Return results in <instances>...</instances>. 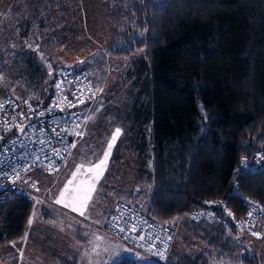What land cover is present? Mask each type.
Segmentation results:
<instances>
[{"label": "trees", "instance_id": "16d2710c", "mask_svg": "<svg viewBox=\"0 0 264 264\" xmlns=\"http://www.w3.org/2000/svg\"><path fill=\"white\" fill-rule=\"evenodd\" d=\"M23 1L14 0L13 11L19 12ZM63 2L54 0L65 14ZM128 4L133 26L116 34L109 51L111 59L125 65L118 85L105 94L93 128L100 131L110 119L121 129L105 177L120 179L121 172L123 184L136 186L149 172L145 215L174 231L168 264H207L212 248L221 254L236 251L241 246L235 237L243 240L245 234L228 228L223 214L211 221H195L188 214L205 201L221 199L236 217L244 215L240 199L229 194L234 180L244 196L264 204V167L239 165L241 157L264 149V0ZM30 25L28 20L21 25L22 36ZM60 67L78 68H51L32 55L25 58L21 77L38 95L29 101L51 91L52 75ZM45 204L37 211L43 218ZM37 206L16 191L7 194L0 204V246L25 234ZM76 261L77 253L68 251L59 264ZM262 263L260 254L244 251L242 264ZM116 264L138 263L123 256Z\"/></svg>", "mask_w": 264, "mask_h": 264}, {"label": "rangeland", "instance_id": "374dc122", "mask_svg": "<svg viewBox=\"0 0 264 264\" xmlns=\"http://www.w3.org/2000/svg\"><path fill=\"white\" fill-rule=\"evenodd\" d=\"M63 1L65 14L59 12L54 0H24L19 12L13 11L14 0H0V99L6 93L20 99H37V91L26 85L20 73L28 55H32L39 63L46 62L51 68L70 64L85 69L96 91L94 100L85 110L81 134L58 170L48 175H34L38 182L37 191L45 195L49 203L42 210L46 218L35 212L29 230L31 238L25 250L27 252L32 246L42 249L54 246L56 254H60L64 250L62 244L68 241L71 249H81L77 264H113L114 259L117 261L123 256L135 259L138 264H145L148 262L146 258L138 257L132 248L96 227L109 213H106L109 208L120 201L145 213L151 195L149 172L145 183H137L134 187L132 182H121L127 181L124 173L120 172L118 176L121 180L105 177L115 143L103 174L95 182V190L83 209L84 214L80 215L77 212L79 209L72 210L71 207L55 203L65 186H72L69 181L90 179L92 174L86 170L104 158L107 146L119 128L109 119L100 131L93 130L105 104V94L118 85V74L125 65L124 60L110 58V48L115 43L116 34L133 26L128 0L123 3L120 0ZM27 20L31 21V25L27 35L22 36L19 28ZM114 174L116 172L112 176ZM137 191L141 193L135 195ZM72 221L80 224L81 231H75L76 228L70 225ZM66 230L72 231V235L66 236ZM42 236L49 237L42 239ZM59 236H66L67 241L61 242ZM235 241L241 246L236 251L221 254L219 249L212 248L207 256V264H242L245 250L261 254L262 245L257 240L249 236L242 240L236 236ZM242 243L245 244L242 246ZM200 249L199 245L194 251ZM40 259L44 258L40 256ZM13 262L20 264L21 260L15 258Z\"/></svg>", "mask_w": 264, "mask_h": 264}, {"label": "built area", "instance_id": "2783aa9c", "mask_svg": "<svg viewBox=\"0 0 264 264\" xmlns=\"http://www.w3.org/2000/svg\"><path fill=\"white\" fill-rule=\"evenodd\" d=\"M51 81V91L38 102L16 98L8 93L0 99V158L6 161L0 163V173H7L0 175V204L6 200L10 191H16L31 200L33 207L39 203H49L45 195L37 191L38 182L34 175L56 172L81 134L85 110L96 95L89 73L84 69L60 67L52 75ZM57 84L61 88H56ZM40 112L44 115L40 116ZM72 114L76 115L69 119ZM20 127H24L28 135L21 134ZM54 150L59 151V156ZM9 163L16 167L21 177L14 183ZM239 165L244 169L263 168L264 149L256 150L249 157H241ZM238 183L237 180L233 181L229 194L240 199L245 207L244 215L236 217L226 207L224 200L217 199L205 201L188 216L195 221H211L223 214L228 218L225 221L228 228L246 234L264 245V204L244 196ZM121 213L127 220L126 230L121 232L119 228L110 229L109 221ZM124 223L122 220L121 227ZM97 227L149 262L168 264L174 231L127 203H116L105 216L103 224Z\"/></svg>", "mask_w": 264, "mask_h": 264}, {"label": "snow or ice", "instance_id": "6c2138e0", "mask_svg": "<svg viewBox=\"0 0 264 264\" xmlns=\"http://www.w3.org/2000/svg\"><path fill=\"white\" fill-rule=\"evenodd\" d=\"M56 88H61L60 84L56 85ZM81 103H83V100L80 101ZM49 111H51V109H49ZM61 111H63L61 109ZM40 116H43L44 113L40 112L39 114ZM76 114H72L69 119H72L73 117H75ZM29 127L34 128V125H30ZM19 131L21 134L23 135H28V133L25 132V128L24 127H20ZM121 129L117 128L115 130V135L112 136V141L108 144V151L104 153V158L101 159L99 161V163H97L96 165H94L92 168H88L86 171L91 175L90 179L87 180H83V181H79L77 182L76 180H71L69 181V185H72L71 187L69 186H65L64 190L60 192L59 199L55 200V203L60 205L62 204L64 207H71L72 210L74 209H79L80 215L84 214L83 209L87 206L89 199L91 198L92 193L95 190V182L99 180L100 176L103 174V170L106 166L107 160L109 158V155L111 154V150L113 148V145L115 143V141L117 140V137L120 135ZM77 135H79V133H77ZM0 139H2V137H0ZM15 143V142H14ZM74 146V145H73ZM56 152V155L59 156V151L58 150H54ZM6 161H4L2 158H0V163H4ZM9 170L10 172L13 174L14 179L12 180V182L14 183L15 180H19L21 179L19 171H17L16 167L12 164L9 163ZM25 171H27V168H25ZM77 172H79V169H77ZM0 175H7V173H0ZM75 173H74V177H75ZM229 215H231V213H229ZM249 215L251 216L252 213L250 212ZM124 220V226L121 227V221ZM32 221L29 220V224H31ZM110 229H115V228H119V230L121 232L125 231L127 228V220H125L124 215L121 213L120 215H117L115 217H113L108 224ZM253 235H259L258 233H253ZM117 256H119V253H117ZM113 264H116V260H113Z\"/></svg>", "mask_w": 264, "mask_h": 264}, {"label": "crops", "instance_id": "0c3cea01", "mask_svg": "<svg viewBox=\"0 0 264 264\" xmlns=\"http://www.w3.org/2000/svg\"><path fill=\"white\" fill-rule=\"evenodd\" d=\"M42 204H44V203L38 204L39 206H37V208L35 209L32 217L30 219L31 221H32V218H34L33 216H34L35 212L38 211V208ZM104 218L101 221L100 225L103 224ZM30 225L31 224H29V227L26 229L25 234H23L20 238H18L17 240L11 241L6 245L0 246V264H14L13 261L15 258H17V260H21L20 264H59V259L61 257H63L64 255H66L68 253V251H73V252L77 253V259H78V257L80 258L79 255L81 253V249H79V247L77 250L71 249L69 244H68L67 239L65 238L66 236L72 235V233H71L72 231H70V230H66L67 232L65 233V235H66L65 237L64 236L58 237V240H60L61 242H64L65 240L67 241V242H64V244H62V247L64 248V250L60 254H56V252L54 251L56 248L54 246H52V248L49 247V249L48 248L42 249L41 247L36 248V247L32 246L26 252V250H25L26 244H27V242H29V240L31 238V236L29 235ZM70 225L76 228L75 231L76 230L81 231V226L78 222L72 221L70 223ZM244 236L247 237L248 235L245 234ZM48 237L49 236H42L41 238L44 239V238H48ZM32 238H34V236H32ZM260 245H262V247H261L262 250H261L260 256L263 258L262 264H264V245L262 243H260ZM80 248H82V244L80 245ZM40 256L43 257L44 259H40ZM10 259H11V262H8V261H10ZM16 264H18V263H16ZM76 264H77V261H76Z\"/></svg>", "mask_w": 264, "mask_h": 264}, {"label": "water", "instance_id": "95a60500", "mask_svg": "<svg viewBox=\"0 0 264 264\" xmlns=\"http://www.w3.org/2000/svg\"><path fill=\"white\" fill-rule=\"evenodd\" d=\"M138 256V255H137ZM139 257V256H138Z\"/></svg>", "mask_w": 264, "mask_h": 264}]
</instances>
